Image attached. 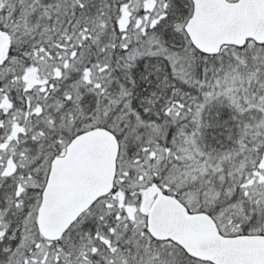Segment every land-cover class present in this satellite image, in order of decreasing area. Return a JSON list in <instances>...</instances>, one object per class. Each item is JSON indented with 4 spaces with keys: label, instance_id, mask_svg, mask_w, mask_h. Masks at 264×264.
Instances as JSON below:
<instances>
[{
    "label": "snow or ice",
    "instance_id": "6c2138e0",
    "mask_svg": "<svg viewBox=\"0 0 264 264\" xmlns=\"http://www.w3.org/2000/svg\"><path fill=\"white\" fill-rule=\"evenodd\" d=\"M0 264H264V0H0Z\"/></svg>",
    "mask_w": 264,
    "mask_h": 264
}]
</instances>
